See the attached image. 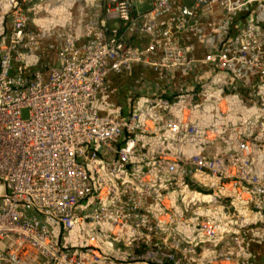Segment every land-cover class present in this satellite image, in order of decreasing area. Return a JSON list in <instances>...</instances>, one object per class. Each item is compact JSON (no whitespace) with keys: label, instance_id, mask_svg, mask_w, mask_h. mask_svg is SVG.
Returning <instances> with one entry per match:
<instances>
[{"label":"built area","instance_id":"obj_1","mask_svg":"<svg viewBox=\"0 0 264 264\" xmlns=\"http://www.w3.org/2000/svg\"><path fill=\"white\" fill-rule=\"evenodd\" d=\"M5 1L0 264L250 261L264 240V0H94L56 32ZM137 65L154 96L103 112L110 75Z\"/></svg>","mask_w":264,"mask_h":264},{"label":"crops","instance_id":"obj_2","mask_svg":"<svg viewBox=\"0 0 264 264\" xmlns=\"http://www.w3.org/2000/svg\"><path fill=\"white\" fill-rule=\"evenodd\" d=\"M29 0L27 6L33 15L32 25L36 29L51 31L53 27L57 30L68 21H74L79 26L84 19V13L88 4L94 0ZM67 1H71L67 3ZM149 0H146L148 2ZM0 5L7 8L5 0H0ZM0 20V32L2 27ZM156 74L150 69L137 65L131 72L112 73L109 77V83L114 91L107 95L101 103L103 112L107 111L108 104H120L125 111L143 105L156 93L155 82ZM251 260L243 264H263L264 261V240L257 237L249 244ZM253 262V263H251Z\"/></svg>","mask_w":264,"mask_h":264},{"label":"rangeland","instance_id":"obj_3","mask_svg":"<svg viewBox=\"0 0 264 264\" xmlns=\"http://www.w3.org/2000/svg\"><path fill=\"white\" fill-rule=\"evenodd\" d=\"M29 1V0H28ZM53 4L54 3H57L59 4L60 2H55V0L52 1ZM71 1H67V3ZM31 19H33V15L31 13ZM0 20H1V23L2 24V27H1V32H0V47H1V43H2V39L4 38V35L7 33V31L9 30L10 26H11V12H8L6 10H2L0 9ZM115 21H111V24L114 23ZM52 32L54 30L57 29V27H53L52 26ZM47 45V43H46ZM46 53L48 54L49 52L46 51ZM41 55L40 59L38 60L39 56H34L32 58L29 59L30 61V65L32 66V68H38L40 66H43V65H47L49 62H52L53 58H54V55H55V52H52L51 54L49 55ZM35 61H38V64L36 65ZM32 70V69H31Z\"/></svg>","mask_w":264,"mask_h":264}]
</instances>
